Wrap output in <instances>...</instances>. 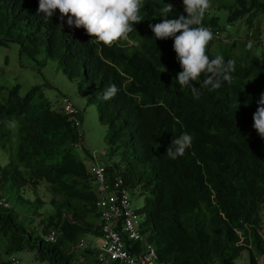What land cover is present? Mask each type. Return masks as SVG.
<instances>
[{
    "label": "trees",
    "instance_id": "obj_1",
    "mask_svg": "<svg viewBox=\"0 0 264 264\" xmlns=\"http://www.w3.org/2000/svg\"><path fill=\"white\" fill-rule=\"evenodd\" d=\"M169 3L173 12L167 19L187 16L182 0H143L142 22L129 38L104 47L90 43L84 29L69 27L67 18L61 28L58 10L45 22L37 14L39 0H0V46L16 42L22 55L54 58L69 79L89 86L88 103L97 104L108 126L110 182L123 180L131 194L152 191L142 230L161 264H235L244 250H250L251 264H259L264 258V139L253 127V116L264 94V56L254 54L248 43L241 44L240 55L236 43L214 52L223 29L220 17L208 10L202 22L213 33L207 55L234 61L235 70L232 82L214 91L201 87L202 75L194 84L199 98H194L191 87L182 88L176 80L182 69L174 38L156 40L149 27L165 19L161 12ZM223 8L229 25L245 20L252 27L264 15V0H230ZM111 84L118 92L104 100ZM20 91L19 84L0 85V151L10 150V163L0 162V190L6 187L18 200L22 190L47 184L59 199L52 201L55 211L42 230L61 234L48 243L46 234L38 236L20 224L13 208H0V235L8 240L4 247L0 243L2 252H35L45 264H101L92 247L76 249L87 235H99L100 227L93 176L75 154L84 141L74 116L54 108L35 89L24 96ZM183 133L192 137L191 147L184 156L169 158L166 149ZM1 259L3 253L0 264H13Z\"/></svg>",
    "mask_w": 264,
    "mask_h": 264
},
{
    "label": "rangeland",
    "instance_id": "obj_2",
    "mask_svg": "<svg viewBox=\"0 0 264 264\" xmlns=\"http://www.w3.org/2000/svg\"><path fill=\"white\" fill-rule=\"evenodd\" d=\"M229 1L211 0L209 12L220 17L223 29L215 41L214 52L220 53L223 50H220L222 45L236 43L235 52L240 55L241 44L248 43L254 54L264 56V15L258 18L252 27H248L245 20L229 25L227 23L229 12L223 8V5ZM17 84L21 86V96L35 89L36 93L40 94L44 100L49 101L54 108H62L64 99L71 100L81 115L80 133L84 141L83 145L79 144L76 148V158L82 161L89 171L95 164V160L91 156L96 155L100 159L104 158L103 153L109 151L107 144L108 126L101 122L97 104L88 103V85L84 84L81 87L78 85V81L69 79L59 68L56 59L46 60L43 54L36 57H31L28 54L22 55L20 45L16 42H10L9 46H0V85L10 89ZM11 128L16 134L18 123L13 122ZM16 139L17 137L14 140L16 141ZM0 162L5 167L10 163V150L0 151ZM1 190L12 203V208L15 210L21 225L28 230H35L38 236L42 237L46 234L43 233V230L55 211L52 201L59 199L47 184H41L36 190L30 187L22 190L18 200L8 193L6 187H2ZM131 196V208L142 212V215L139 214L141 221L146 220L145 213L152 198V191L150 189H138ZM36 201L40 202L39 205L36 204ZM35 213H38V216ZM54 231L56 229H51L49 232ZM50 233L44 236L47 237ZM98 236L97 234L87 235L83 239L89 242L91 238L92 248L97 249ZM6 241L8 240L0 235V243L3 247ZM13 259H17L19 264H45L36 259L35 252L24 251L7 254L5 250L3 251L1 262L5 263V261H12ZM86 263L94 264L90 260H87ZM235 264H251L250 250H244ZM259 264H264V258L259 259Z\"/></svg>",
    "mask_w": 264,
    "mask_h": 264
},
{
    "label": "clouds",
    "instance_id": "obj_3",
    "mask_svg": "<svg viewBox=\"0 0 264 264\" xmlns=\"http://www.w3.org/2000/svg\"><path fill=\"white\" fill-rule=\"evenodd\" d=\"M187 16L180 15L175 19H167L173 12L172 4H165L161 16L162 22L149 25L156 40L174 38L173 49L181 67L176 80L184 87H191L194 98H199V90L194 86L202 75L201 87L214 91L222 86V82H232L231 73L234 61L225 63L224 57L217 54L214 58L207 55V48L213 39L211 30L203 26V19L211 7V0H182ZM143 0H39L37 14H43L45 22L51 20L58 10L60 27L67 18L69 27L84 29L91 37L90 43L112 47L114 44L127 40L134 31L133 26L142 22L141 9ZM118 92L111 84L103 92V99L109 100ZM253 127L264 139V94L258 101L257 111L253 116ZM192 137L183 133L174 138L166 149L171 159L185 155L191 147Z\"/></svg>",
    "mask_w": 264,
    "mask_h": 264
},
{
    "label": "built area",
    "instance_id": "obj_4",
    "mask_svg": "<svg viewBox=\"0 0 264 264\" xmlns=\"http://www.w3.org/2000/svg\"><path fill=\"white\" fill-rule=\"evenodd\" d=\"M63 111L74 116V123L80 132L82 120L75 104L64 99ZM81 134V133H80ZM84 143H82L83 145ZM79 144L76 145L78 147ZM95 164L90 170L94 179V192L96 196L97 213L99 215L97 224L100 227V243L95 249L97 260L101 264H161L156 248L149 242L147 235L142 230V221L136 210L131 208V192L124 187V182L118 179L110 182L106 170V153L103 159L99 156H91ZM0 208L10 209L12 203L0 190ZM60 232L58 230L45 236L48 243L57 242ZM140 244L139 249L136 245ZM91 247L89 242L82 239L76 249L81 251ZM0 246V257L2 256ZM13 264H19L17 259Z\"/></svg>",
    "mask_w": 264,
    "mask_h": 264
},
{
    "label": "crops",
    "instance_id": "obj_5",
    "mask_svg": "<svg viewBox=\"0 0 264 264\" xmlns=\"http://www.w3.org/2000/svg\"><path fill=\"white\" fill-rule=\"evenodd\" d=\"M13 198H14V197H13ZM88 239H89V238H88ZM89 240H90L89 242L91 243V245H90V246H91V247H93V246H92V245H93V243H92V240H91V238H90ZM90 243H89V244H90ZM99 243H100V237L98 236V237H97V247H98Z\"/></svg>",
    "mask_w": 264,
    "mask_h": 264
}]
</instances>
